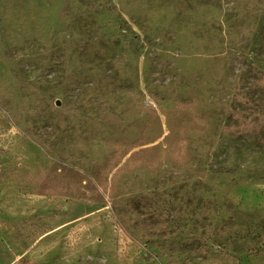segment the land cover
Instances as JSON below:
<instances>
[{
  "label": "rangeland",
  "instance_id": "obj_1",
  "mask_svg": "<svg viewBox=\"0 0 264 264\" xmlns=\"http://www.w3.org/2000/svg\"><path fill=\"white\" fill-rule=\"evenodd\" d=\"M0 264H264V0H0Z\"/></svg>",
  "mask_w": 264,
  "mask_h": 264
}]
</instances>
